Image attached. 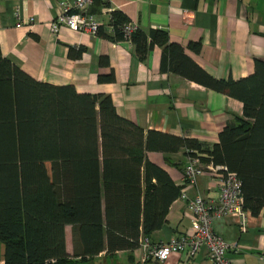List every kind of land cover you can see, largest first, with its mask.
I'll list each match as a JSON object with an SVG mask.
<instances>
[{
  "label": "trees",
  "instance_id": "trees-1",
  "mask_svg": "<svg viewBox=\"0 0 264 264\" xmlns=\"http://www.w3.org/2000/svg\"><path fill=\"white\" fill-rule=\"evenodd\" d=\"M115 26L128 19L113 11ZM98 34L105 36L100 28ZM113 38L123 39L117 30ZM140 59L163 48L161 69L242 102L235 116L205 147L195 138L144 130L118 115L108 95L80 93L72 85L38 81L0 49V242L4 264H69L65 226L74 257L133 250L141 235L165 222L180 195L150 151L197 156L225 165L241 182L243 207L264 209V60L237 80L217 79L160 29L132 34ZM198 44H194L196 49ZM100 64H107L101 56ZM99 75L98 81H111Z\"/></svg>",
  "mask_w": 264,
  "mask_h": 264
},
{
  "label": "crops",
  "instance_id": "crops-1",
  "mask_svg": "<svg viewBox=\"0 0 264 264\" xmlns=\"http://www.w3.org/2000/svg\"><path fill=\"white\" fill-rule=\"evenodd\" d=\"M60 0H0V49L32 78L53 85H72L77 92L110 96L116 112L144 130L195 138L205 147L218 142V134L235 116H242V102L194 81L161 69L163 48L154 45L140 59L134 43L113 38L108 29L110 13L119 11L141 31L160 29L169 41L184 48L188 57L217 79L237 80L254 72L256 60H264V0H93L89 11L102 22L105 36L60 26L51 32L47 23L59 14ZM32 22H29V19ZM21 22V26L17 23ZM194 44H198L195 49ZM103 56L107 64H100ZM112 75L111 81H98ZM147 158L165 169L187 196H218L215 180L198 179L187 186L184 150L150 151ZM243 224L237 218L216 220L213 229L227 242H238L241 251H229L237 264H264V209L255 216L246 210ZM191 214L185 198L170 205L153 241H167L190 230ZM69 264H213L205 248L193 256L174 252L165 262L140 260L133 250L100 252L93 258L74 257L71 225L65 226ZM5 247L0 242V264Z\"/></svg>",
  "mask_w": 264,
  "mask_h": 264
},
{
  "label": "built area",
  "instance_id": "built-area-1",
  "mask_svg": "<svg viewBox=\"0 0 264 264\" xmlns=\"http://www.w3.org/2000/svg\"><path fill=\"white\" fill-rule=\"evenodd\" d=\"M101 1L105 5L111 2V0ZM92 2L93 0H60L59 14L47 23L48 29L51 32H58L60 26H65L70 30L97 35L102 22L89 11ZM29 22H32L31 18ZM17 26H21V22H18ZM108 29L111 34L117 30L123 35V39L130 41L138 26L130 20L115 26L110 13ZM182 173L184 183L192 187L197 186L198 179L202 176L213 178L218 196L214 199H206L196 193L188 197L185 189L181 190L179 196L186 199L191 214L190 230L175 235L167 241H153L150 237L141 235L136 247L141 262L153 260L162 263L174 252L184 251L189 256H193L199 249L205 248L213 264H237L229 258L228 252H239L242 246L238 242H227L213 229L216 220H227L232 217L238 219V224H243L246 219L241 182L237 174L225 165L204 164L199 157L189 155Z\"/></svg>",
  "mask_w": 264,
  "mask_h": 264
}]
</instances>
